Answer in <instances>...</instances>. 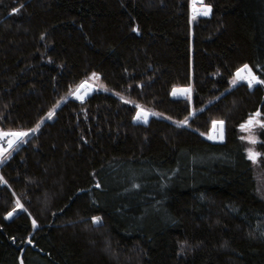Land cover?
<instances>
[{
    "label": "trees",
    "instance_id": "16d2710c",
    "mask_svg": "<svg viewBox=\"0 0 264 264\" xmlns=\"http://www.w3.org/2000/svg\"><path fill=\"white\" fill-rule=\"evenodd\" d=\"M191 2L0 0V130L31 132L0 161V264H264L240 127L264 85L231 83L264 79V0Z\"/></svg>",
    "mask_w": 264,
    "mask_h": 264
},
{
    "label": "snow or ice",
    "instance_id": "6c2138e0",
    "mask_svg": "<svg viewBox=\"0 0 264 264\" xmlns=\"http://www.w3.org/2000/svg\"><path fill=\"white\" fill-rule=\"evenodd\" d=\"M198 2L201 4V7L197 10L194 9V15L193 19H196L197 15H203V16H209L211 14V6L206 5L203 3V0H198ZM16 11V10H14ZM95 76V74H93ZM246 81L248 86L251 88L256 84H262L264 85V79H260L249 67V65L245 64L243 65V68L238 70L237 73L235 74V77L231 81L233 85H236L238 81ZM191 87L184 88V89H173L172 94L175 96L178 93H182L188 96V98H191ZM80 99H83L82 97H79ZM151 115V113L147 111L141 110L140 112L137 113L135 119L140 120L143 119L145 122H147L148 116ZM261 112L257 111L253 114L249 115V118L247 121L243 124L240 125L241 129L244 131H249L252 128L259 126L261 128H264V120H262L261 117ZM183 124L187 123V119L185 121L181 122ZM221 128L223 127L224 121H219L218 122ZM214 126L217 124L216 121L213 122ZM37 128H39V125H37ZM36 129H31L30 131H35ZM29 133L27 131H2L0 130V161H2L4 158L7 156L11 155L12 150L17 146L18 142H23L24 138L28 135ZM12 137H16L17 140H13ZM211 138V137H210ZM222 134H221V139H222ZM6 139L7 141V147L3 146V141ZM242 139H248L249 143L256 144L258 141L254 136H249V137H242ZM261 153H258L252 149H248V158L252 160L254 163L260 158ZM17 207L18 208H23V205L17 201ZM16 209H13L12 212H9L8 215L12 216L13 212H15ZM100 218L95 217L94 222H99ZM33 224L35 225V221H33Z\"/></svg>",
    "mask_w": 264,
    "mask_h": 264
},
{
    "label": "rangeland",
    "instance_id": "374dc122",
    "mask_svg": "<svg viewBox=\"0 0 264 264\" xmlns=\"http://www.w3.org/2000/svg\"><path fill=\"white\" fill-rule=\"evenodd\" d=\"M203 3H204V0H203ZM207 5V4H206ZM201 7V4L198 2V0H192L191 2V12H192V18H193V15H194V9H199ZM211 15V14H210ZM209 15V16H210ZM199 16H202V17H209V16H203V15H197V17ZM250 67V66H249ZM243 66L241 68H239L238 70L242 69ZM251 68V67H250ZM252 69V68H251ZM237 70V71H238ZM236 71V73H237ZM252 71L255 73V71L252 69ZM235 73V74H236ZM256 74V73H255ZM257 75V74H256ZM235 77V76H234ZM95 82V83H93ZM242 83H245L247 84L246 81H238L236 85H233V86H237L238 84H242ZM84 85H87L89 86V88L92 90H90L86 96L82 97L83 99H80L78 98V95L77 93L80 91L81 88H83ZM248 85V84H247ZM258 85L260 84H256L254 85L253 87H249L250 90H253L255 89ZM262 85V84H261ZM82 86V87H81ZM80 87H78V89L73 93V97L78 99V100H81L83 101L84 99H86L89 95H91L98 87H101V81H99V79H97L96 77H94V80L91 81V82H85L81 85ZM192 90V89H191ZM191 94H192V91H191ZM192 97V96H191ZM191 99V98H190ZM141 110L143 111H147L149 113H151V115L148 116L147 118V122H145L143 119H140V120H137L135 119V122L137 123H141V124H147L149 122V120L151 119V117L154 115L151 111H148L146 109H143V108H139L138 112H140ZM137 112V113H138ZM261 118V117H260ZM263 120V118H261ZM217 124L214 126V124L212 125L210 131L205 135V137L212 141V142H224L225 140V126L223 124V127L221 128V126L219 125V121L217 120L216 121ZM217 126V128H216ZM34 132V131H33ZM28 133L30 134L31 132L28 131ZM264 133V128H261L259 126H256L254 128H252L251 130L249 131H244L242 130V137H249V136H254L256 139H257V143L256 144H252V143H249L248 139H242L244 141V146H245V150H246V153H247V156H248V149H252L258 153H261L259 148H258V144L261 143V134ZM28 134V135H29ZM221 134H222V139H221ZM211 137V138H210ZM27 139V136L24 138V141L23 142H18L17 143V146H19L20 144H23L25 142V140ZM16 146V147H17ZM15 147V148H16ZM14 148V149H15ZM13 151V150H12ZM5 159V158H4ZM263 154L261 153V156L260 158L254 163L252 160V165H253V168H254V175H255V180H256V191H257V194L258 196L264 201V164H263Z\"/></svg>",
    "mask_w": 264,
    "mask_h": 264
},
{
    "label": "bare ground",
    "instance_id": "6f19581e",
    "mask_svg": "<svg viewBox=\"0 0 264 264\" xmlns=\"http://www.w3.org/2000/svg\"><path fill=\"white\" fill-rule=\"evenodd\" d=\"M82 87V86H81ZM91 89L89 88V86L84 85L83 88L80 89V91L77 93V95L79 97H84L87 95V93L90 91ZM92 91V90H91ZM217 128V126H216Z\"/></svg>",
    "mask_w": 264,
    "mask_h": 264
},
{
    "label": "water",
    "instance_id": "95a60500",
    "mask_svg": "<svg viewBox=\"0 0 264 264\" xmlns=\"http://www.w3.org/2000/svg\"><path fill=\"white\" fill-rule=\"evenodd\" d=\"M175 89H184V88H175ZM172 92H173V91H172ZM172 97H173L174 99H182V100L187 99V95L182 94V93H178V94L175 95V96L172 94ZM136 123H137V122H136ZM13 215H14V213H13ZM13 215H12V216H9V215H8V218H12Z\"/></svg>",
    "mask_w": 264,
    "mask_h": 264
},
{
    "label": "built area",
    "instance_id": "2783aa9c",
    "mask_svg": "<svg viewBox=\"0 0 264 264\" xmlns=\"http://www.w3.org/2000/svg\"><path fill=\"white\" fill-rule=\"evenodd\" d=\"M13 140H17L16 137H12ZM4 147H7V141L6 139L2 142Z\"/></svg>",
    "mask_w": 264,
    "mask_h": 264
}]
</instances>
